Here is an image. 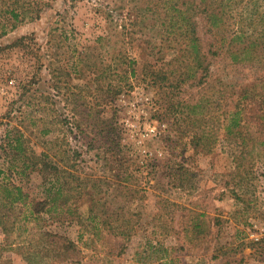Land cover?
I'll use <instances>...</instances> for the list:
<instances>
[{
	"label": "rangeland",
	"instance_id": "1",
	"mask_svg": "<svg viewBox=\"0 0 264 264\" xmlns=\"http://www.w3.org/2000/svg\"><path fill=\"white\" fill-rule=\"evenodd\" d=\"M50 1L39 19L15 27L8 21L6 33L0 25V168L7 167L2 144L10 122L24 132L32 150L47 149L62 167L65 151L73 152L69 169L80 177L72 182V213L63 219L44 214L46 219L34 230L22 235L12 230L14 245L0 230V264H28L35 258V251L44 247L39 229L78 243L80 252L72 264H155L171 256L178 264H264V156L237 138L220 137L210 152L175 147L184 122L165 117V90L148 76L151 66L168 71L183 66L179 59L171 61L180 43L175 45L168 34L165 0ZM0 2L6 6L10 0ZM96 4L111 6L125 22L124 27L110 26L109 41L97 40L106 21L95 11ZM27 34L33 39L17 42ZM120 50L136 58L137 74L132 87L108 97L98 88L97 74ZM211 70L210 85L187 82L182 98L195 102L207 95L215 100L222 77L240 85L264 76V69L233 66L221 57L213 58ZM217 108L218 115L222 109H212ZM176 162L188 168V179L192 176L184 187L171 181ZM239 163L252 178L245 203L233 192L237 185L232 173ZM12 180L31 198L49 194L50 183L39 170L14 174ZM204 217L210 229H182V221ZM105 218L112 224L129 219L130 236L99 225ZM96 226L103 232L97 235ZM198 233L209 235L203 241Z\"/></svg>",
	"mask_w": 264,
	"mask_h": 264
},
{
	"label": "trees",
	"instance_id": "2",
	"mask_svg": "<svg viewBox=\"0 0 264 264\" xmlns=\"http://www.w3.org/2000/svg\"><path fill=\"white\" fill-rule=\"evenodd\" d=\"M165 3L168 12V34L172 36L171 41L175 45L180 43L179 50L171 61L179 59L183 66L181 69L169 71L153 69L151 66L148 76L152 83L161 84L165 90V117L173 118L176 124L184 122L183 126H179L175 147L185 146L187 149L210 152L220 137L237 138L244 147H258L259 153L264 156V76H257L240 85H234L222 77L218 80L220 93L215 100L204 95L191 102L181 96L183 85L187 82L195 80L198 85L211 84V65L215 57L227 59L233 66L244 65L257 71L264 69V0H165ZM2 5L4 4L0 2V25L3 27V33H6L8 21L11 27H15L20 22L39 19L47 8L52 6V2L10 0L6 2V6ZM152 7L150 5L147 9L152 10ZM95 11L106 21L105 30L97 40H110L113 36L110 26H125V22L119 21L111 6L105 8L96 4ZM125 17L126 14L122 18L125 20ZM33 37L27 34L17 42L23 43ZM33 48L29 47L32 53ZM119 66L123 72L117 71ZM136 74V58L120 50L113 53L110 62L98 72V88L106 92L108 97L116 95L132 87L131 78ZM114 78L118 80L116 84ZM168 85L172 87V91L168 90ZM216 105L222 109L218 115V108L216 112L212 109ZM216 122L220 128H214ZM9 124L10 122H7L8 127L2 144L7 167L4 170L0 168V230L5 232L8 243L14 245L17 242L11 234L12 230L19 229L22 235L31 229L34 230V227H39L46 219L44 214L61 220L72 213V207L68 206L75 192H72L75 190L72 182L80 176H76L69 169L70 161L74 157L73 152L65 151L66 165L62 167L55 162L52 158L55 157L54 154L47 149L37 153L32 150L24 132L18 126ZM57 143L56 140L53 141L48 149L53 151ZM101 143L107 144V139ZM175 168L171 181L179 187H184L192 180V176L188 179L184 175L188 168L182 162H176ZM29 169L39 170L44 181L50 183L49 194L45 199L31 198L21 184L12 180L14 174L27 175ZM235 169L232 177L237 187L233 192L236 199L245 203L247 198L244 192L252 185L250 171L242 170L240 163ZM130 177L132 176L126 179ZM238 190H242L243 194ZM95 218L97 219V216ZM129 222V219H124L120 224H112L105 218L98 223H106L110 228L116 229L117 233L126 235V224ZM181 225L184 232L205 226L210 229L206 217L201 220H184ZM96 229L97 235L99 231L103 232L101 226H96ZM39 230L41 231L37 236L44 247L35 251V258H29L28 264H72L77 261L75 259L80 248L76 241L51 230ZM208 235L209 233H204L201 236L198 233L197 238L205 241ZM22 245L25 246V242ZM22 247L20 245L16 249ZM155 264L178 262L175 256H171Z\"/></svg>",
	"mask_w": 264,
	"mask_h": 264
}]
</instances>
